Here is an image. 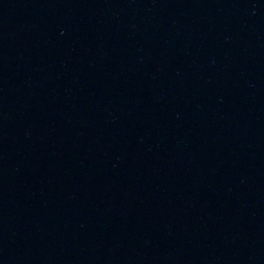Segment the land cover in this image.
I'll list each match as a JSON object with an SVG mask.
<instances>
[{
	"label": "water",
	"instance_id": "1",
	"mask_svg": "<svg viewBox=\"0 0 264 264\" xmlns=\"http://www.w3.org/2000/svg\"><path fill=\"white\" fill-rule=\"evenodd\" d=\"M134 0H0V63L39 49Z\"/></svg>",
	"mask_w": 264,
	"mask_h": 264
}]
</instances>
